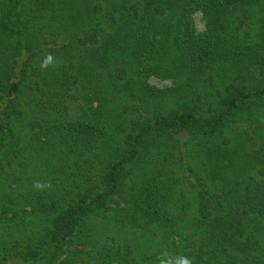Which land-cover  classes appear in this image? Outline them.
Listing matches in <instances>:
<instances>
[{
  "label": "trees",
  "instance_id": "trees-1",
  "mask_svg": "<svg viewBox=\"0 0 264 264\" xmlns=\"http://www.w3.org/2000/svg\"><path fill=\"white\" fill-rule=\"evenodd\" d=\"M180 259L264 264V0H0V264Z\"/></svg>",
  "mask_w": 264,
  "mask_h": 264
},
{
  "label": "rangeland",
  "instance_id": "rangeland-1",
  "mask_svg": "<svg viewBox=\"0 0 264 264\" xmlns=\"http://www.w3.org/2000/svg\"><path fill=\"white\" fill-rule=\"evenodd\" d=\"M258 11H254L252 13V16H251V19L253 18L254 20L258 17ZM251 19L248 21L249 24H244L243 28H242V34L243 36L247 37L248 38H251V37H254L255 34H256V25H253L252 22L253 20L251 21ZM195 22H196V26H197V29L199 31H204L205 30V23H204V19H203V16L201 13H197L195 15ZM245 33H248V34H245ZM217 78V81L219 79V83H221V79L218 77V75L215 76ZM175 81L174 79H162V78H159V77H156V76H152L150 79H149V82L157 87H160V88H164V87H171V86H174L175 84ZM177 195L179 194V192L177 191L176 193Z\"/></svg>",
  "mask_w": 264,
  "mask_h": 264
},
{
  "label": "clouds",
  "instance_id": "clouds-1",
  "mask_svg": "<svg viewBox=\"0 0 264 264\" xmlns=\"http://www.w3.org/2000/svg\"><path fill=\"white\" fill-rule=\"evenodd\" d=\"M177 264H190V262L187 259H180Z\"/></svg>",
  "mask_w": 264,
  "mask_h": 264
}]
</instances>
